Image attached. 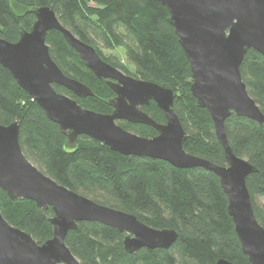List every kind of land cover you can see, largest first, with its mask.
I'll return each instance as SVG.
<instances>
[{
	"label": "trees",
	"instance_id": "16d2710c",
	"mask_svg": "<svg viewBox=\"0 0 264 264\" xmlns=\"http://www.w3.org/2000/svg\"><path fill=\"white\" fill-rule=\"evenodd\" d=\"M49 5L62 24L93 45L102 58L127 74L172 88L174 109L187 139L184 148L219 165H226L211 115L191 91L190 63L169 21L168 8L157 0H0V36L16 41L21 28L30 29L34 8ZM52 58L71 77L87 84L93 96L79 97L63 85L54 88L86 108L102 113L114 110L115 91L84 64L59 30L47 34ZM125 48V62L105 50ZM243 80L264 114V55L249 49L241 66ZM158 122L166 117L155 101L141 107ZM18 121L19 141L26 156L59 183L91 199L135 214L146 224L176 229L168 248L143 247L129 253L126 232L97 221H79L65 242L81 264H251L242 249L228 197L218 175L204 167L179 168L147 156L124 155L88 135L68 142L59 125L0 64V123ZM125 129L153 137L147 124L117 121ZM234 152L257 167L247 177L256 217L264 225V123L232 113L225 121ZM0 211L13 225L29 232L38 243L53 236L51 206L44 212L32 199H12L0 188Z\"/></svg>",
	"mask_w": 264,
	"mask_h": 264
},
{
	"label": "water",
	"instance_id": "95a60500",
	"mask_svg": "<svg viewBox=\"0 0 264 264\" xmlns=\"http://www.w3.org/2000/svg\"><path fill=\"white\" fill-rule=\"evenodd\" d=\"M168 8L169 21L190 63L191 91L200 107L209 111L216 136L224 148L226 165L216 164L184 148L187 132L174 109L175 93L155 81L142 79L105 61L96 48L75 35L49 5L34 8L30 29L9 41L0 36V64L59 125L70 144L88 135L124 155L166 160L179 168L204 167L215 172L228 197V211L244 253L251 264H264V225L256 217L247 177L257 171L229 144L225 121L232 114L264 123V114L251 96L241 73L249 49L264 55V0H157ZM59 30L84 64L106 79L115 91L114 110L102 113L58 92L63 85L79 97L93 96L87 84L68 76L52 58L47 34ZM155 101L165 114L158 122L141 106ZM151 125L153 137L125 129L117 121ZM19 122L0 123V188L12 199L29 198L45 212L52 207L53 236L38 243L31 233L11 224L0 211V264H81L65 242L79 221H97L126 232L124 247L136 253L143 247L170 248L176 229H159L135 214L101 204L44 173L24 153L19 141ZM217 264H234L220 258Z\"/></svg>",
	"mask_w": 264,
	"mask_h": 264
},
{
	"label": "rangeland",
	"instance_id": "374dc122",
	"mask_svg": "<svg viewBox=\"0 0 264 264\" xmlns=\"http://www.w3.org/2000/svg\"><path fill=\"white\" fill-rule=\"evenodd\" d=\"M105 52L107 54H110V53H116L118 55H120V57L125 61L126 57H125V48L124 47H119L118 49L116 50H105ZM126 62V61H125ZM127 63V62H126Z\"/></svg>",
	"mask_w": 264,
	"mask_h": 264
},
{
	"label": "flooded vegetation",
	"instance_id": "af4514ba",
	"mask_svg": "<svg viewBox=\"0 0 264 264\" xmlns=\"http://www.w3.org/2000/svg\"><path fill=\"white\" fill-rule=\"evenodd\" d=\"M144 106V105H143ZM142 107V106H141Z\"/></svg>",
	"mask_w": 264,
	"mask_h": 264
}]
</instances>
